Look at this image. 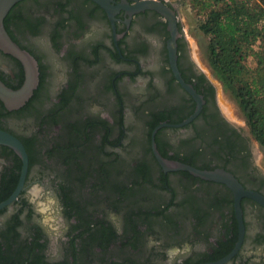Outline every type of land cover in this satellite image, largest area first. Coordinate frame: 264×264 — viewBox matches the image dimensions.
Listing matches in <instances>:
<instances>
[{"label": "flooded vegetation", "instance_id": "af4514ba", "mask_svg": "<svg viewBox=\"0 0 264 264\" xmlns=\"http://www.w3.org/2000/svg\"><path fill=\"white\" fill-rule=\"evenodd\" d=\"M136 1L110 0V17L92 0H20L4 17L38 84L18 108L0 100V130L27 156L0 144V264H264L260 145L192 57L182 1L161 0L173 25ZM24 74L0 49V80L17 89ZM153 144L261 201L237 210L227 184L165 170Z\"/></svg>", "mask_w": 264, "mask_h": 264}, {"label": "trees", "instance_id": "16d2710c", "mask_svg": "<svg viewBox=\"0 0 264 264\" xmlns=\"http://www.w3.org/2000/svg\"><path fill=\"white\" fill-rule=\"evenodd\" d=\"M185 1L201 16L209 67L264 148V0Z\"/></svg>", "mask_w": 264, "mask_h": 264}, {"label": "water", "instance_id": "95a60500", "mask_svg": "<svg viewBox=\"0 0 264 264\" xmlns=\"http://www.w3.org/2000/svg\"><path fill=\"white\" fill-rule=\"evenodd\" d=\"M20 0H0V49L4 52L11 54L12 56L16 57L18 60L21 61L24 67V80L20 87L17 89H11L7 87L1 80H0V100L4 103V105L8 109H15L22 106L33 94V91L37 87L38 84V66L37 62L34 57L28 53L26 50L19 47L9 36L5 27H4V17L10 10V8ZM95 3L102 6L108 13L110 17L114 14V8L110 4V0H92ZM144 9H153L163 16H165L171 23L174 24V14L170 8H168L161 0H139L136 1V4L133 7V11H140ZM170 58L172 63V68L176 73V76L181 80L179 74L177 72V68L175 66V42L172 39L170 42ZM198 108L196 109L197 113ZM195 113L193 115H195ZM193 115L191 117H193ZM191 117L188 119L190 120ZM186 120L185 122H187ZM167 125L166 123H161L160 125L156 126L153 133L159 128L160 126ZM0 144L7 145L14 150H16L19 155L22 157L24 161V167L27 164V156L24 151V148L20 141L11 135L8 132L0 130ZM154 153L159 160L161 166L165 170H185L195 176H198L203 179L208 180H215L220 181L227 184L235 194V205L238 210V202L239 197L241 195H249L252 196L259 201L261 199L257 197L254 193L246 192L240 183L237 181L236 178L233 177L232 174L222 170H200L195 168L189 164H185L179 161L174 160H166L162 158L155 149V145L153 144ZM264 204V200L261 201ZM239 215V214H238Z\"/></svg>", "mask_w": 264, "mask_h": 264}, {"label": "rangeland", "instance_id": "374dc122", "mask_svg": "<svg viewBox=\"0 0 264 264\" xmlns=\"http://www.w3.org/2000/svg\"><path fill=\"white\" fill-rule=\"evenodd\" d=\"M181 1L183 6L181 9V20L185 35L189 42L192 57L216 84L218 102L226 114L234 120V122L244 125L245 119L240 113L236 103L230 94L224 90L221 82L214 76L207 63L205 56L207 37L198 28V22L201 19L200 14L195 13V10H193L188 1ZM249 59V65L253 66L252 58ZM258 153L262 155L261 165L264 167V148L260 146V151Z\"/></svg>", "mask_w": 264, "mask_h": 264}]
</instances>
